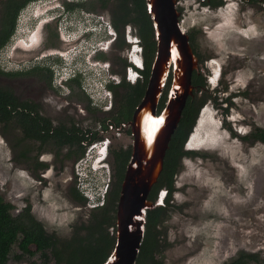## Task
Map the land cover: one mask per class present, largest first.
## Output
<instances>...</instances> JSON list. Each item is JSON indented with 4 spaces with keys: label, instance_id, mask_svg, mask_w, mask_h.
I'll return each instance as SVG.
<instances>
[{
    "label": "rangeland",
    "instance_id": "obj_1",
    "mask_svg": "<svg viewBox=\"0 0 264 264\" xmlns=\"http://www.w3.org/2000/svg\"><path fill=\"white\" fill-rule=\"evenodd\" d=\"M5 1L0 0V19ZM91 1L96 3L95 9L87 7ZM80 3L75 7L73 5L77 4L68 6L69 3H65L64 0H42L24 8L18 17L14 37L0 50V64L7 58L6 65H9L8 69L5 70V65L1 66V69L17 71L27 67L20 61L33 56L38 50L37 45L45 43L51 32L53 34L58 31L59 24L56 25L55 22L42 30V21L53 20L60 11L65 13L60 15L63 16L62 22L68 18L64 26L73 25L64 31L68 41L84 34L87 22H90L89 15H93L90 13L88 15L87 12L94 15L102 14L111 22L113 14L117 15V2L114 0H109L108 6L97 3V0H84ZM223 4L222 7L212 8L203 0H179L177 5L181 12L182 28L194 35L192 46L201 63V72L207 80H211L208 76L211 70L220 71V66L222 67L219 87L213 89L207 81L209 94L211 93L216 99L214 114L206 124L207 127H203L202 124L196 130V132L203 130L205 139L214 137L219 144L216 147L204 143L201 145V151H196L197 153L190 151L191 153L186 154L182 159L181 171L176 176V191L171 197L170 204L166 205L165 202L167 194L163 204L159 203L160 206L168 208V214L158 228L162 231V240L165 244V248L156 255L158 264H225L240 250L258 252L264 258V143L250 142L244 138L258 127L264 128V2L238 0L237 4L232 0H225ZM71 6L75 9L68 12ZM39 11L44 12L40 14V18L37 17ZM72 12L77 13L73 18ZM35 27L37 31L34 30ZM100 34H105L106 39L110 36L107 33ZM127 34L130 40H135V43L140 41V36L136 34L132 25L126 26L124 37L128 46L121 52V56L131 63L129 58L131 59L134 44L128 42ZM86 35V40L69 45L64 44L65 42L61 44L59 39L54 37L59 47L51 50H59L70 57L71 53L68 51L70 46L74 44L82 46L90 42L88 52L90 67L97 68L100 64L103 66L106 60L94 57L93 53L101 45L104 46V53L112 58L111 54L106 52L111 45L105 40L99 42L100 44L97 42L94 44L99 34ZM30 38L38 39L36 48L24 50L21 46L18 47L21 41L25 42ZM51 39L53 38L49 40ZM33 40H29V43ZM79 46L76 49L80 48ZM129 69L127 67L122 73L127 81H129L127 79ZM119 76L117 80L119 78L121 80ZM133 76L131 75L132 78ZM60 80L61 78H58V82ZM26 82H30V79L5 78L0 74L2 88H21L23 91ZM56 85L52 87H58L61 93L69 92L66 83ZM86 87L92 92L100 88V82L92 73L88 77ZM40 89L41 87L38 90ZM47 92L53 97L47 99L45 107L59 111L58 105L61 102L57 105L54 102L57 94L54 93L55 91L52 93L50 88ZM210 102H213L212 99H209L204 107ZM64 104L69 116L78 119L79 123H73L76 127L83 131L88 130L90 133L97 132L99 136L101 135V139H107V133L102 132V129H107L102 119L112 113L107 112L105 107L91 104L95 107L94 113L83 114L76 110V104L79 102L73 95ZM71 109L74 112L70 113ZM220 123H223L222 130L217 127ZM194 128L195 125L193 130ZM237 128L248 132L243 135L236 130ZM124 132L128 135L117 134L114 141L110 137L113 142L109 149L113 147L118 150L132 145L130 133ZM101 147L102 144L93 145V150L90 152L86 149L83 156L79 154L75 160L72 158L65 160V163L59 167V161L53 160L52 148L48 144L40 145L38 141L22 140L19 128L2 124L0 125V195L6 201L13 203L14 214H18L30 205L32 212L40 218L49 233L69 237L73 227L86 219L93 209L88 206V201L85 205L74 201L69 190L72 188L78 190L77 186L81 179L77 171L83 166L91 165L96 160ZM73 149L77 153V146ZM184 149L187 151L185 144ZM22 150L25 152L23 157ZM63 152H67V149ZM39 153H43L42 156L39 157ZM83 157L85 160L79 167L77 163ZM41 158L48 160L49 172L41 173L42 171L35 166L36 163L42 162ZM72 160L74 178L70 174ZM108 161L110 169L107 166L100 168L101 163L99 166L96 165L99 169L87 187L89 194H92L93 182L96 181L101 189L107 188L108 184L113 182L114 170L110 156ZM71 183L72 186L68 189ZM163 193V190L158 192L156 201ZM19 253L20 249L14 247L8 264H53L52 261L45 262L40 254L19 259L16 256Z\"/></svg>",
    "mask_w": 264,
    "mask_h": 264
},
{
    "label": "trees",
    "instance_id": "obj_2",
    "mask_svg": "<svg viewBox=\"0 0 264 264\" xmlns=\"http://www.w3.org/2000/svg\"><path fill=\"white\" fill-rule=\"evenodd\" d=\"M108 1L97 0V3L100 2L104 6H108ZM114 1L117 2V15L113 14L112 20L118 31L115 47L119 53L114 55L113 72L122 74L129 65L127 59L121 56V52L128 46L124 37V31L128 24H131L136 29V33L142 40L144 51V69L140 70L142 78L138 79L136 83H130L123 76L120 84H117V86L111 85L114 92V111H112L110 116L104 117L103 121L111 118L119 125L132 118L137 105L145 94L156 55L157 43L146 0ZM29 2L30 0L5 1L0 19V50L11 40L17 27L20 12ZM87 7L95 9L97 6L96 3L91 1ZM189 36L192 44L194 35L189 34ZM97 57L108 59V55L102 52ZM6 73L0 69L1 75ZM48 75L49 78L52 76L51 70H48ZM192 83L195 86L194 95L190 96L186 102L179 125L170 141L164 159L163 171L149 195V199L155 201L158 192L165 189L168 193L165 200L166 205L170 204L171 197L176 190V176L181 171L182 159L186 154L191 153L184 149V144L197 122L201 108L209 99H212L214 105L216 104V99L211 93L209 94L207 78L201 72V69L199 72L194 71ZM76 84L77 81L75 79L71 86L75 87ZM171 84L172 75L163 90L158 113L166 106ZM5 89L0 87V120L8 118V115L11 114L10 109L7 107V101L9 99L16 100L12 91ZM89 110L93 111L90 104ZM21 116L18 115L17 117L20 121L26 120ZM2 124L22 129L28 138H34L39 132L38 118H32L30 123H0V125ZM104 126L107 127L106 123H104ZM97 134V132L94 133L92 141L99 138ZM55 136L60 139L61 143H75L78 150L76 156H79V154L83 155L85 146L82 141L89 138L87 133L85 134L82 129L77 128L73 123L70 127L64 124L59 125L54 131H51V123H46V120H43L40 133L41 140L43 142L51 141V139L55 140ZM244 138L250 140V142L258 141L264 143V128L258 127ZM22 154L25 153L23 152ZM109 156L114 170V180L111 184H108L106 202L100 207L91 209L88 217L73 227L69 237H60L55 233H49L43 222L32 212L30 205L26 206L18 214H14L15 206L13 203L6 201L0 195V264H8L14 247L20 249V253L16 255L19 259L40 254L45 262L50 263L52 261L53 264H105L116 243V212L121 183L131 157V149H110ZM36 164L39 166L43 165L42 162ZM73 198L84 205L87 200L76 189ZM167 214L168 208L164 206H156L147 211L145 236L136 264L159 263L156 255L165 248V244L162 240V231L158 228L164 222ZM225 264H264V258L258 252L240 250Z\"/></svg>",
    "mask_w": 264,
    "mask_h": 264
},
{
    "label": "water",
    "instance_id": "obj_3",
    "mask_svg": "<svg viewBox=\"0 0 264 264\" xmlns=\"http://www.w3.org/2000/svg\"><path fill=\"white\" fill-rule=\"evenodd\" d=\"M178 2L146 0L157 50L145 94L132 118L121 124L131 130L132 152L121 183L116 243L105 264H136L145 236L147 211L163 204L167 194L164 189L158 201L149 199L163 171L164 159L186 102L194 95L193 73L201 68L190 36L181 26ZM171 75L166 106L158 113L163 90Z\"/></svg>",
    "mask_w": 264,
    "mask_h": 264
},
{
    "label": "flooded vegetation",
    "instance_id": "obj_4",
    "mask_svg": "<svg viewBox=\"0 0 264 264\" xmlns=\"http://www.w3.org/2000/svg\"><path fill=\"white\" fill-rule=\"evenodd\" d=\"M36 1H38V0H30V2L26 5V7L29 6L30 4L36 2ZM257 1H260V0H251V2H257ZM203 2H205L208 6H210L212 8H217V7H222L224 5L223 2H225V0H203ZM262 2H264V0H262ZM79 4H81V3H79ZM79 4L73 5V6L76 7ZM67 5L69 6L71 4H67ZM75 7H72V6L69 7L68 12H69V10L71 11V10L75 9ZM40 12L41 11H39V13ZM42 13H44V12L42 11ZM42 13H41V15H42ZM76 14H77L76 12H72V18ZM60 15H65V13H63V11H60V13L58 14L59 17L57 16L53 20L49 19V20L42 21V25H41V29L43 28L42 30H45V28H48L49 24H51L52 22H55L56 25L59 24L57 26L58 31L56 33H53V34L51 32L49 34L47 41L45 43H43L42 45H41V43H39L37 45V46H39L37 48L38 50L36 49L37 51L34 52L33 56L20 61L21 64H26L27 67H22L21 70L19 69L17 71H6L7 73L5 75H3V76H5V78L15 77V78L30 79V82H26L24 84L23 91L21 88H14V89L12 88L11 89L8 87H3V88H6L5 90H8V89L11 90L12 93L14 94V96L16 97V100L14 99V101H13V100L9 99L7 101L8 102L7 107L10 109L11 114L8 115V118L0 120V123H30V122H32V118H38L39 132H38L37 136H35L34 138H28L26 136V134L23 132V130L19 128L21 130V139L22 140L38 141L40 143V145H47L48 144L49 147L52 148L53 160L59 161V167H61L62 164L65 163V160L67 161L71 158L73 160L76 159L77 153L74 152L73 148L77 145L73 142H70V143L62 142L61 143L60 139H58L57 136H55L56 142L54 139H51V141L43 142V140H41V138H40L41 124L43 123V120H46V123H51V131H54L57 126L62 125L63 123H79L78 119L74 118L73 116H69V113H68L69 111L67 112L64 108V107H66V105L64 103H67L69 98H71L72 95L74 98H76L77 102H79V104H76V110H78L79 112H82L83 114H89L90 112L94 113L93 111L89 110V104L90 105L93 104V101L91 100L89 95L84 90V86H83L84 77H83V75L77 76L72 81L70 80L68 83H66L69 86V92H67V93H65V92L61 93V91L59 90L58 87H56V88L52 87L53 85L55 86V84H54V71L48 66V64L52 63V62L57 63L56 58L54 56H51V54L52 53H58V51H59V50H51V48L57 49L59 47L58 43L56 41H54L55 40L54 37L59 39L61 44L63 42H65L64 44H73L74 42L80 43L82 40H84L82 38H85V40L87 39L86 38L87 35L83 34L82 36L78 37L75 40L72 39L71 41H68L69 39H66V37L64 36V31H67L66 29H68L69 27H71L73 25H67V27L64 26V22L68 21V18L62 22L63 16H60ZM39 16H40V14L37 13V17H39ZM110 27L116 32V34L114 33V38L112 39L113 42L111 44V48L108 51H106L107 53L109 52L111 54L112 58L108 57V60L107 59H103V60H106V61L110 62L111 65H113L114 57H115L114 55L117 53V50L115 47V45L117 43V29L115 28V26L113 24V20H112V22L110 21ZM63 28H65V29H63ZM134 30L136 31V29H134ZM35 31H37V29H35ZM87 34H90V32ZM51 37L53 39L49 40ZM127 37H128V34H127ZM36 40L38 41L37 38H36ZM106 41H108V40H106ZM68 42H72V43H68ZM25 43H27V42L25 41ZM31 43L32 42L27 43V44L30 45ZM140 44L143 47L142 40H141ZM76 45L79 46V44H74L72 46V48H74V47L76 48L77 47ZM131 45H132V43H131ZM131 45L129 48H131ZM19 46L23 47L24 44L18 45V47ZM22 49H24V48H22ZM24 50H30V49H24ZM101 52L104 53L105 49H101L100 53ZM143 53H144V51L142 50V56H143ZM98 54L99 53L95 54L94 56H97ZM129 61L131 62L130 58H129ZM134 62L137 63V65H140L142 63L141 56L135 54ZM28 64H31V65H28ZM130 64L131 63H129V65ZM143 64H144V57H143ZM143 69H144V67H143ZM143 69H141V70H143ZM48 70L52 71V76L50 78L48 75ZM115 74H116V76H119V75L121 76V80H120V78L118 80L116 78L115 86H117V84H120V82L122 81L124 75L123 74H117V72H115ZM133 75H134L133 78L132 77L130 78L131 83H136L138 81V79L142 78V74L140 71L134 72ZM75 79L77 81V84L75 87H72L71 85L73 84V82H75ZM128 79H129V76H128ZM39 87H41L40 90H38ZM49 88L51 89L52 93L55 91L54 93L57 94V96L54 100V102L56 103L55 105H57L61 102L58 105L60 107L59 111H55L54 109H47L45 107V102H47V99H50L53 97L52 94L47 92L49 90ZM46 89H48V90L46 91ZM111 97H112V94L110 95V98ZM101 107H105L106 111L109 113H112V111H114V93H113V100L110 103H107ZM93 108H95V107H92V109ZM71 112H74V111L71 109L70 113ZM18 115H22L21 117L25 118L26 120L20 121L17 118ZM53 123H60V124L54 125ZM102 123H106V126H107V129L106 130L102 129V132L107 133L106 138L108 140L109 148H110L112 142L115 140V138H117V134L122 136V133H124V131H128V133L131 134L130 128H126L124 126L121 127L122 123L117 125V123L115 121L111 120V118L106 120V121H103V119H102ZM66 126L70 127V126H72V124L66 125ZM84 133L85 134L87 133V136L89 138L82 141V143H84V146H85L83 155H84L86 149L89 150L91 144L98 142L99 140H103L100 137L101 135L99 136V133L97 134V136L99 138L96 139L95 141H92V137H93L94 133H90V131H88V130H84ZM110 137H111V139H113V141L110 140ZM127 148H130L131 152H132V145L127 147ZM64 149H67V152L64 153L63 152ZM112 149L116 150V148L111 147V150ZM39 150H41V148H39ZM42 154L43 153H39L38 156L40 157V156H42ZM109 154H110V149H109ZM83 155H81V156H83ZM21 156L23 157V156H25V154H21ZM73 160L71 162L72 166H71V173H70V174H72V178H74V174H73L74 161ZM41 161L43 163L42 166H39L37 164L35 166H37L38 170L42 171L41 173L49 172L50 170L48 167V164H49L48 160L41 158ZM71 186H72V183L68 185V189ZM69 192L72 195L71 196L72 199L74 201H76L73 198V194L75 193V188H72L71 190H69ZM76 202H78V201H76ZM38 219L40 220V218H38Z\"/></svg>",
    "mask_w": 264,
    "mask_h": 264
},
{
    "label": "clouds",
    "instance_id": "obj_5",
    "mask_svg": "<svg viewBox=\"0 0 264 264\" xmlns=\"http://www.w3.org/2000/svg\"><path fill=\"white\" fill-rule=\"evenodd\" d=\"M38 1H42V0H38ZM83 1L84 0H64L65 3H69V4H73V3L79 4L80 2H83ZM232 2H235L238 4V0H232ZM89 13L93 14V15H89ZM87 14L91 18L89 19L90 22H87V26L84 30V34H87L89 32H90V34H94V33L99 34V35H97L96 41H94V44H96L95 42L99 43V42L106 39L105 34H100V33H107L110 36L106 40H108L107 43H109V45H111L113 42L112 39L114 38V33L116 34V32L110 27V20H106L104 18V15H101V14H99V15L95 14L94 15V13H91V12H87ZM128 25L131 26V24H128ZM15 33H16V30H15ZM15 33L13 34L11 39L14 37ZM90 34H88V35H90ZM130 39H129V37L127 38L128 42L130 44L131 43L134 44V48H133V51L131 52V59H130L131 64L128 66V69L130 68L128 75H127V79L129 76V79H128L129 81H130L131 75L133 76L134 72L140 71L144 67L143 61H142V64H140V65H136L137 63L134 62V57H135L134 55L135 54L140 55L141 59H143V56H142L143 47L140 44L141 39L137 43H135V40H130ZM10 41H9V43H10ZM90 44H91L90 42L89 43L87 42L85 45L79 46L80 48H78V49H76L75 47L72 48L73 45L70 46V48L68 46V48H69L68 51H69V53H71L70 57L66 56V54H64V52H61V51H58V53H52L51 56H54L56 58L58 64L52 62V63H49L48 66L54 71V84H55V86H57L56 85L57 83L58 84H61L62 82L68 83L70 80L72 81L77 76L83 75V77H84V81H83L84 90L86 91V93L89 95V97L93 101V104L101 107L107 103H110L113 100V93L114 92H113V89L111 88V85H115L116 78H118V77L116 76L115 72H113L112 65L108 61L103 62V64H104L103 66H102V64H100L97 66V68L90 67V58L88 56L90 54V53H88ZM67 45H69V44H67ZM102 47L103 46L99 45V47L94 51L93 56L97 53H100V50L104 49ZM9 62H10V60H9ZM7 63H8V59L5 58L4 62L2 64H0V69H1V66H4V65H5V70L8 69L9 65H6ZM87 63H89V65ZM99 63H101V62H99ZM213 63H215V62H213ZM208 66L210 67L209 62H208ZM216 66H217V64L215 65V68H216ZM200 69H202V68H200ZM1 70H3V69H1ZM90 73H92L94 75V77L97 78L98 81L100 82V88L95 92L90 91L86 87L87 80H88ZM64 75H66V76H64ZM221 75H222V67L221 66H220V71H217L216 69H214V71L211 70V74H208V76H209V78H211V80L208 79L207 81L211 84L213 89H216L217 87H219ZM58 78H61V80L59 82H58ZM111 94H112V97L110 98ZM215 109L216 108H215V105L213 102L208 103L202 109L201 114H205V116L203 118L204 120L202 122L203 127H205L206 124L210 122V117L213 116ZM217 127H220V130H222L223 129V123H220V126L218 125ZM236 130L243 135H245L248 132L247 130H242L240 128H237ZM191 132H190V135L185 142V145H186L188 152H190V151H193V152L201 151L202 150L201 145L204 143L213 144L216 147L219 144V142L214 137L205 139L206 135L203 133V130H199V132H192V133ZM98 144H102V147L98 152V156L96 157V160H94L91 165H87L85 167L83 166V167H81V170L77 171V175H79V177L81 179L80 184L77 186V189L87 199L86 202L88 201V206H90L93 209L104 205L106 202V198H107V188L101 189L96 181L93 182V185H91V186H93L92 194H89L87 192V187L93 181L92 177L95 175V172H97V170L99 169L96 167V165L98 164V166H99V163H101L100 168H101V166H107L110 169V165H109V161H108L109 144H108L107 139H104L102 141L99 140L98 142L91 144L88 152L93 150V148H92L93 145H98ZM216 147H214V149ZM104 148H105V150H104L105 152L104 153L100 152ZM206 149H208V148H206ZM83 160H85L84 157L81 159V161H79V163H77L79 167L83 164L82 163ZM106 160H107V162H106ZM83 168H84V170H83ZM167 195H168V193H167Z\"/></svg>",
    "mask_w": 264,
    "mask_h": 264
},
{
    "label": "bare ground",
    "instance_id": "obj_6",
    "mask_svg": "<svg viewBox=\"0 0 264 264\" xmlns=\"http://www.w3.org/2000/svg\"><path fill=\"white\" fill-rule=\"evenodd\" d=\"M38 14H41V13H38ZM42 24V23H41ZM37 27H35V29H36ZM34 29V30H35ZM29 40H33V39H26V42L27 43H29ZM84 40H85V38H84ZM27 43H25L24 41H21L18 45H21V44H24V46L22 47V48H24V49H31V48H33V47H35L36 45H37V43H38V41L37 40H33V42L29 45V44H27ZM77 46V45H76ZM16 49H19L18 47H15ZM138 61V60H137ZM204 115L205 114H201L200 113V116H199V118H198V121H197V123H196V125H195V128H194V130H193V132H196V130L198 129V126L200 127L201 125H202V121H203V117H204ZM105 150V148L104 149H102L101 150V152H105L104 151Z\"/></svg>",
    "mask_w": 264,
    "mask_h": 264
}]
</instances>
